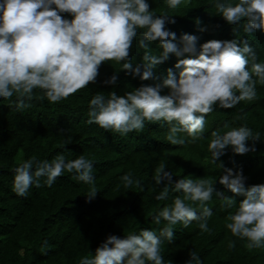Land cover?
<instances>
[{
  "label": "clouds",
  "instance_id": "9594fccd",
  "mask_svg": "<svg viewBox=\"0 0 264 264\" xmlns=\"http://www.w3.org/2000/svg\"><path fill=\"white\" fill-rule=\"evenodd\" d=\"M181 3L182 0H167L168 8L173 10ZM213 7L229 25L244 21L246 33L253 30L264 33V0H238L234 5L216 0ZM65 13L72 18H64ZM171 17L154 15L147 0H0V98L10 99L15 94L20 109L27 106L25 99L31 100L33 91L40 89L55 104L95 83L100 67L108 61L124 62L122 70L126 74L147 81L153 78L156 66L175 55L178 59L174 67L182 69L178 78L169 68L163 81L142 84L123 96L110 92L106 99L97 93L89 101L88 123L127 135L142 131L146 121H163L170 126L167 140L172 145L195 143L203 138L205 117L215 106L231 109L241 101L256 99L257 81L253 75L264 84V64L255 62V53L246 40L213 39L200 45L197 51L198 37L183 34L178 46L173 43L176 34L166 28V23H175ZM138 30H143L141 48L148 49L150 43L162 48L159 56L145 51L142 73L141 65L133 67L131 62ZM186 54L194 58H181ZM249 56L252 57L250 70ZM103 83L116 85L118 75L114 73ZM164 89L168 93L162 95ZM180 133H186L190 139L186 141ZM250 137L253 142L258 140V134L254 137L246 126L223 135L213 131L208 144L211 162L216 163L229 148L236 155L254 152V144L251 147L248 144ZM93 167V161L83 155L67 161L62 154L52 161L31 158L15 168L13 191L25 197L33 184L41 187L42 177H46L44 184L51 187L65 171L91 184ZM121 180L125 188L139 184L131 173L123 175ZM154 180L157 184L167 181L155 197L158 201L167 198L168 185L173 183L175 191L182 193L154 217L157 225L161 219L168 222L160 236L149 229L124 238L109 235L94 255L81 258L80 264H165L160 237L171 241L172 225L180 223L188 227L192 221H200L201 232H208V218L213 212L207 204L214 192L226 208L237 204L235 197H243L235 213L229 214L226 228L232 236L247 240L249 249L264 247V184L246 188L247 177L242 170L225 169L218 181L233 193L232 197L216 192L208 179L173 181L163 165L157 169ZM95 195L93 190L89 198ZM186 201L198 204L200 214ZM229 247L234 248L235 243L229 242ZM189 257L185 264H202L196 252L190 251Z\"/></svg>",
  "mask_w": 264,
  "mask_h": 264
},
{
  "label": "trees",
  "instance_id": "16d2710c",
  "mask_svg": "<svg viewBox=\"0 0 264 264\" xmlns=\"http://www.w3.org/2000/svg\"><path fill=\"white\" fill-rule=\"evenodd\" d=\"M154 15H169L175 23H166V28L176 34V43L181 46L183 34L195 35L197 51L209 40H246L255 53V62L264 64V33L244 31V21L229 25L213 7L216 0H182L177 9H169L167 0H147ZM235 4L238 0H222ZM64 18L71 19L68 14ZM203 29V30H201ZM138 30L131 49L133 67L141 65L145 51L159 56L162 48L150 43L148 49L139 46L142 38ZM181 58H194L185 57ZM175 55L153 69V78L147 81L133 78L122 70L124 62L108 61L99 69L93 84L76 94L50 103L40 89L33 91L32 99H25L24 108L16 106L17 96L0 98V264H80L81 258L92 256L109 235L120 238L139 234L149 229L160 236L167 221L161 219L157 225L154 217L168 205H172L182 193L175 191V184L168 185L165 200H156L167 184L155 183L154 176L161 165L170 172L173 181L181 178L208 179L216 192L232 197L233 193L219 184L225 169L242 170L247 177L245 187L264 184V84L256 83V99L241 101L231 109L218 105L205 119L203 138L195 143L172 145L167 140L170 126L163 121L145 122L142 131L121 135L105 131L97 124H89V101L97 94L108 98L110 92L123 96L143 85H153L167 77V70L179 76L174 65ZM251 69L252 57L249 56ZM118 75L116 85H105L103 81ZM168 89L162 91L167 94ZM239 95V93H237ZM228 125L227 128L224 126ZM246 126L258 140L250 137L248 144L255 151L245 155L233 154L231 148L212 163L208 144L211 133L223 135L233 128ZM186 141L190 138L180 133ZM62 154L66 161L80 155L93 161V183L87 184L67 171L51 187L40 179L41 187L35 184L25 197L13 191L15 168L28 159L52 161ZM35 169V165L33 171ZM131 173L134 181L125 188L121 177ZM95 190L96 195L89 198ZM232 208L223 206V201L214 192L207 206L213 215L208 218V232H201L200 221H192L188 227L172 225L173 239L160 237L161 255L165 264H185L189 252H196L202 264H264V247L249 249L248 241L232 236L226 228L228 216L235 213L243 197H235ZM200 214L198 204H192ZM47 241V244H45ZM229 242L235 247L230 248ZM195 264V262H194Z\"/></svg>",
  "mask_w": 264,
  "mask_h": 264
}]
</instances>
